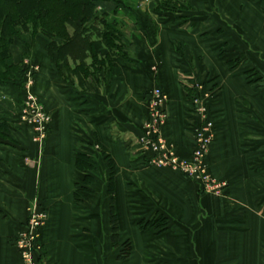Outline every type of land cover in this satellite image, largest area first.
<instances>
[{
	"label": "crops",
	"instance_id": "crops-1",
	"mask_svg": "<svg viewBox=\"0 0 264 264\" xmlns=\"http://www.w3.org/2000/svg\"><path fill=\"white\" fill-rule=\"evenodd\" d=\"M121 1L101 0L97 10L126 51L108 56L94 37L99 61L110 64L96 65L84 87L60 76L43 35L21 82H0V264H23L15 240L35 200L48 214L36 264H264V0ZM31 77L52 115L39 143L20 119ZM205 81L218 85L207 164L229 182L225 196L152 165L142 143L160 87L169 96L164 138L190 160L199 121L187 95ZM78 152L97 163L85 202L75 199ZM127 241L131 254L120 259Z\"/></svg>",
	"mask_w": 264,
	"mask_h": 264
},
{
	"label": "trees",
	"instance_id": "trees-1",
	"mask_svg": "<svg viewBox=\"0 0 264 264\" xmlns=\"http://www.w3.org/2000/svg\"><path fill=\"white\" fill-rule=\"evenodd\" d=\"M100 1L0 0V82L17 84L25 74L21 62H15L13 46L16 41L19 40L24 48L21 58H31L38 37L43 35L51 40L47 51L60 76L67 81L75 77L84 87L96 65H106L108 62L110 64V57L108 62L99 61L94 37L103 39L110 51L108 56L113 53L123 54L126 51L117 35L111 33V30L115 29L108 23L106 14L97 10ZM130 1L132 0H122L121 4L126 6ZM100 26H103V29H100ZM96 166L94 157L77 153L76 167L82 173L76 180V201L85 202L94 194L91 186L95 179L91 171H94ZM111 214L112 236L117 243L120 227L113 204ZM131 248L130 241L125 242L119 258H128Z\"/></svg>",
	"mask_w": 264,
	"mask_h": 264
},
{
	"label": "built area",
	"instance_id": "built-area-1",
	"mask_svg": "<svg viewBox=\"0 0 264 264\" xmlns=\"http://www.w3.org/2000/svg\"><path fill=\"white\" fill-rule=\"evenodd\" d=\"M189 87L191 92L188 91V101L192 104L199 121L194 132L195 148L190 160L179 157L174 147L164 138L162 130L168 119L165 106L169 96L160 87L154 88L150 93L149 116L144 127L142 143L145 149L152 153L150 157L152 165L172 167L197 181L205 193L224 195L228 181L215 178L207 164L210 147L216 135V122L210 116L209 100H213L216 93H210L201 82ZM32 88L33 79L28 81L25 88L27 91L24 96V110L20 119L31 127L34 139L42 142L49 133L52 116ZM29 212L28 222L16 238L15 247L23 264H36L37 255L43 252L41 231L48 214L38 200L33 202Z\"/></svg>",
	"mask_w": 264,
	"mask_h": 264
},
{
	"label": "rangeland",
	"instance_id": "rangeland-1",
	"mask_svg": "<svg viewBox=\"0 0 264 264\" xmlns=\"http://www.w3.org/2000/svg\"><path fill=\"white\" fill-rule=\"evenodd\" d=\"M181 2L183 1V0H180ZM156 2H158V3H156V4H158L159 6L161 5V6H165L166 8H169L170 7V5L171 4H174L173 3V1L172 0H158V1H156ZM179 4V3H178ZM176 5V4H175ZM177 7V6H176ZM18 47H21L22 48V51H24V48H23V45H22V43L18 40V41H16V43H15V46H13V49H17ZM24 53V52H23ZM30 61V57H23L22 56V62H21V64L23 65V68H24V70L26 71L27 70V67H28V62ZM27 66V67H26ZM31 79H32V77H31ZM30 79V80H31ZM206 82V81H205ZM200 83V82H199ZM204 84V83H203ZM205 87H206V89L210 92V93H212V92H215L216 94L218 93V91H216L217 89H218V85H215V83H214V81L212 82H206L205 84ZM33 89V88H32ZM34 91V90H33ZM41 102V101H40ZM47 110V109H46ZM50 114V113H49ZM52 116V115H51ZM260 118L262 119L263 117L262 116H260ZM259 120V119H258ZM52 122V121H51ZM259 124H261V122H258ZM49 128H51V124H50V127ZM262 129H264V128H262ZM49 134V133H48ZM47 137H48V135H47ZM47 137H46V139H47ZM45 139V140H46ZM40 142V141H39ZM38 142V143H39ZM43 142V141H42ZM93 171H91V173H92ZM93 175V174H92ZM216 178V177H215ZM218 179V178H217ZM220 180H222V179H220ZM228 186H229V182H228ZM93 189H94V184L91 186ZM211 194H214V193H211ZM215 195H217V194H215ZM226 195V192L224 193V195H220V196H225ZM92 196V195H91ZM91 196H89V198H88V200L87 201H89L90 200V198H91Z\"/></svg>",
	"mask_w": 264,
	"mask_h": 264
}]
</instances>
